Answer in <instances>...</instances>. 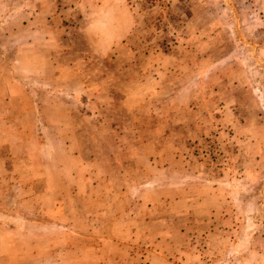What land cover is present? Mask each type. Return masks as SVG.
Returning <instances> with one entry per match:
<instances>
[{
	"label": "rangeland",
	"instance_id": "1",
	"mask_svg": "<svg viewBox=\"0 0 264 264\" xmlns=\"http://www.w3.org/2000/svg\"><path fill=\"white\" fill-rule=\"evenodd\" d=\"M0 264H264V0H0Z\"/></svg>",
	"mask_w": 264,
	"mask_h": 264
}]
</instances>
